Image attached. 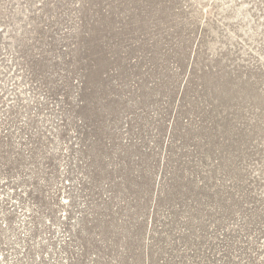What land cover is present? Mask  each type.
I'll return each mask as SVG.
<instances>
[{"label":"rangeland","instance_id":"1","mask_svg":"<svg viewBox=\"0 0 264 264\" xmlns=\"http://www.w3.org/2000/svg\"><path fill=\"white\" fill-rule=\"evenodd\" d=\"M0 264H264V0H0Z\"/></svg>","mask_w":264,"mask_h":264}]
</instances>
